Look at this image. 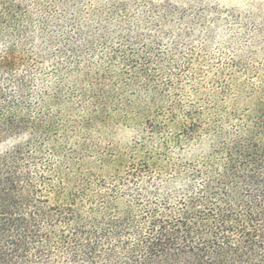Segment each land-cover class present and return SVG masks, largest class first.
Here are the masks:
<instances>
[{"label": "trees", "instance_id": "16d2710c", "mask_svg": "<svg viewBox=\"0 0 264 264\" xmlns=\"http://www.w3.org/2000/svg\"><path fill=\"white\" fill-rule=\"evenodd\" d=\"M225 12L0 0V264H264V13Z\"/></svg>", "mask_w": 264, "mask_h": 264}, {"label": "rangeland", "instance_id": "374dc122", "mask_svg": "<svg viewBox=\"0 0 264 264\" xmlns=\"http://www.w3.org/2000/svg\"><path fill=\"white\" fill-rule=\"evenodd\" d=\"M162 1V0H154ZM180 4H188L191 2L199 0H170ZM209 5H216L219 10L226 13V10H234L240 14L245 13H256L258 9H262L264 13V0H203ZM230 33L227 31L224 23H219L216 27L213 28L212 34L209 35L206 39L207 46L209 49H215L219 45L224 44L229 39ZM132 132L123 127H118L112 133L111 139L115 143L121 145L127 143L130 139Z\"/></svg>", "mask_w": 264, "mask_h": 264}]
</instances>
